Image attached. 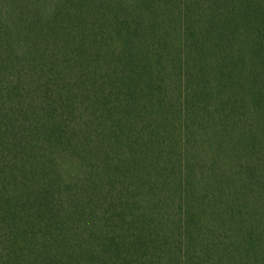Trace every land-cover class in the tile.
Listing matches in <instances>:
<instances>
[{"label": "trees", "instance_id": "obj_1", "mask_svg": "<svg viewBox=\"0 0 264 264\" xmlns=\"http://www.w3.org/2000/svg\"><path fill=\"white\" fill-rule=\"evenodd\" d=\"M0 264H264V0H0Z\"/></svg>", "mask_w": 264, "mask_h": 264}]
</instances>
